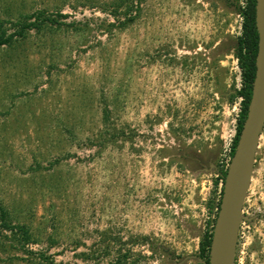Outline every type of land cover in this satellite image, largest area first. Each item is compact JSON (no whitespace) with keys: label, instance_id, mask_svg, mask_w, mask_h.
I'll return each instance as SVG.
<instances>
[{"label":"rangeland","instance_id":"1","mask_svg":"<svg viewBox=\"0 0 264 264\" xmlns=\"http://www.w3.org/2000/svg\"><path fill=\"white\" fill-rule=\"evenodd\" d=\"M118 1L0 0L5 35L39 10L66 16L0 47V207L29 235L22 246L0 227V264H108L118 251L200 263L236 133L246 0H124L135 18L108 32ZM107 122L125 136L100 146ZM235 263L264 264V129Z\"/></svg>","mask_w":264,"mask_h":264},{"label":"water","instance_id":"2","mask_svg":"<svg viewBox=\"0 0 264 264\" xmlns=\"http://www.w3.org/2000/svg\"><path fill=\"white\" fill-rule=\"evenodd\" d=\"M258 35L255 76L246 117L226 169L213 226L208 264H235L243 206L250 188L258 143L264 129V0H255Z\"/></svg>","mask_w":264,"mask_h":264},{"label":"trees","instance_id":"3","mask_svg":"<svg viewBox=\"0 0 264 264\" xmlns=\"http://www.w3.org/2000/svg\"><path fill=\"white\" fill-rule=\"evenodd\" d=\"M139 2L141 0H138ZM119 3L114 5V8L109 11V15H111L114 20H117V24L108 23L105 27L106 30L109 32L111 31L110 28L121 29L127 26L130 22L134 20V16L131 15L132 6L131 4L126 5L124 0H119ZM124 6V7H122ZM121 7L125 9L121 13ZM236 9L237 14L242 18V31L241 34L235 39V46H234V55L238 62V67L241 71V87L235 92L236 97L240 99V108L239 114L237 118V125H236V133L234 138L232 139V143L229 149V156L233 155L243 121L246 117L248 103L251 97V89L252 83L255 76V57L257 53V42H258V35L255 28V0H246L245 7L241 8L238 5L234 6ZM103 12V11H102ZM58 18L65 20V15H57V18H51L49 15L44 13V11L39 10L36 11L34 14L29 16H24L22 19L19 20L13 27L17 28L12 33L5 35V31L0 29V47L1 46H10L11 42L14 37H22L23 34L29 30L34 29L39 31L42 26L46 23H51L57 25V27L61 26L60 21ZM72 24V23H71ZM74 24V23H73ZM107 125L104 127V131L99 134L97 140L94 141L95 143L100 144V146L106 145H113L117 142L119 138L125 136L123 131H118L115 127H110L109 122L105 123ZM109 126V127H108ZM226 174L225 166L218 169L217 171V182L223 186L224 177ZM222 195V187L219 191V197L216 203V213L219 208V203ZM9 213L5 211L3 207H0V227L4 230H14L17 229L20 232L21 239L19 240L20 243L22 242V246L29 242V235L28 231L25 227L16 228L11 225L9 221L8 215ZM215 220L212 219L210 222L209 228L203 233L199 243V252H198V260L200 261L199 264H208L209 259V251H210V243L212 237V231L214 226ZM109 239V238H108ZM106 237H102V242L108 241ZM115 243H117V239H113ZM141 240H146V237L143 236ZM101 242V241H99ZM107 250H104L105 252ZM129 252H124L123 254L118 251L115 259L108 264H126L128 259ZM132 264V263H130ZM236 264V263H235Z\"/></svg>","mask_w":264,"mask_h":264}]
</instances>
